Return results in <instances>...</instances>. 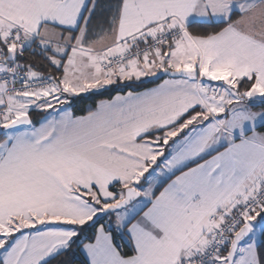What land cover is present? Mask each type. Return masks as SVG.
<instances>
[{
	"label": "snow or ice",
	"instance_id": "obj_1",
	"mask_svg": "<svg viewBox=\"0 0 264 264\" xmlns=\"http://www.w3.org/2000/svg\"><path fill=\"white\" fill-rule=\"evenodd\" d=\"M0 264H264V0H0Z\"/></svg>",
	"mask_w": 264,
	"mask_h": 264
}]
</instances>
